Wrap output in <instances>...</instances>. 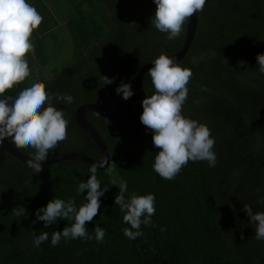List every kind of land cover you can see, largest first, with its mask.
Masks as SVG:
<instances>
[{
    "label": "trees",
    "instance_id": "1",
    "mask_svg": "<svg viewBox=\"0 0 264 264\" xmlns=\"http://www.w3.org/2000/svg\"><path fill=\"white\" fill-rule=\"evenodd\" d=\"M30 2L43 16L31 37L35 51L26 56L30 76L6 95L15 96L35 78L53 95H72V104L53 101L67 113L69 124L67 138L46 161L71 152L100 161L96 143L75 121L77 108L101 105L134 128L140 114L137 73L161 53L180 51L189 21L178 39L168 40L151 25L153 0ZM64 27L69 41L60 43ZM63 45L70 53L60 60ZM262 53L264 0H215L205 5L192 48L180 61L193 72L182 112L211 130L215 167L189 161L174 179H163L152 167L159 149L148 129L127 137L106 118L87 112L112 162L97 171L101 187L108 190L100 198L98 215L86 222L93 239H62L52 247L51 234L73 221L58 218L48 228L43 221L33 223L36 210L54 198L74 199L79 208L87 190L78 195L77 188L90 177V166L62 161L36 174L0 146V264H264V241L255 239L256 225L243 211L244 204H250L253 212H264V203H257L264 198V74L256 60ZM54 61L57 65L44 76ZM103 77L115 78L114 83L105 85ZM121 82L131 83L135 93L128 100L115 91ZM144 87L147 96L155 91L147 74ZM19 149L29 157L35 151ZM113 179L127 181L126 196L135 192L156 197L155 227L142 224L144 235L136 240L123 234L129 225L114 203L119 188ZM20 207L25 211L16 215ZM97 223L106 229L101 243L94 239ZM42 232L49 239L34 248L33 240Z\"/></svg>",
    "mask_w": 264,
    "mask_h": 264
},
{
    "label": "clouds",
    "instance_id": "2",
    "mask_svg": "<svg viewBox=\"0 0 264 264\" xmlns=\"http://www.w3.org/2000/svg\"><path fill=\"white\" fill-rule=\"evenodd\" d=\"M208 2V0H207ZM206 0H153L156 5L151 18V25L161 33L167 34L168 40L178 39L185 30V24L194 13L203 11ZM43 20L42 14L30 0H0V146L8 138L17 149L29 147L34 154L25 163L38 174L42 171V162L49 158L59 142L67 138L69 119L67 113L56 104H72L74 97L70 94L46 91V85L39 78L33 79L21 88L15 96L6 95L30 76L27 54L34 53L35 46L31 42L32 33ZM259 72L264 74V53L256 57ZM147 75L151 78L154 92L141 102L142 114L139 119L152 136L153 146L159 151L155 155L153 170L161 178L174 179L189 161H207L209 167H215L216 153L213 151L215 138L209 127L197 120L183 115L182 109L188 99L187 87L193 72L182 67L180 61L161 53L155 58ZM105 85L114 83V79L103 77ZM117 95L128 100L135 93L131 83H123L115 89ZM56 101V104L53 101ZM199 102V101H197ZM20 150V149H19ZM21 151V150H20ZM100 165L93 163L89 167L90 177L81 182L77 194L84 196V203L76 206L74 199L67 201L54 198L45 207L34 213L36 220L43 221L48 228L57 223L58 218L73 221L62 231L51 234V246L56 247L61 240L93 239L86 228V222H93L101 208V197L107 188L101 187L97 178ZM118 184L119 193L114 203L124 212L123 222L129 227L123 234L129 240H136L144 233L141 225L153 226L152 217L156 213V197L154 194L138 195L135 192L126 196L128 184L126 180H112ZM264 203V198L257 201ZM25 209L20 207L16 215ZM243 211L256 225L255 239L264 241V212H253L250 204H244ZM166 231V228H161ZM97 243H101L106 229L98 223L94 231ZM49 239L47 232H42L33 240V247L39 246Z\"/></svg>",
    "mask_w": 264,
    "mask_h": 264
},
{
    "label": "water",
    "instance_id": "3",
    "mask_svg": "<svg viewBox=\"0 0 264 264\" xmlns=\"http://www.w3.org/2000/svg\"><path fill=\"white\" fill-rule=\"evenodd\" d=\"M211 1H215V0H208V2H211ZM201 13L202 12L194 13V15L190 18L188 25H187L183 48L177 53L171 54L168 56L175 57L178 61H182L188 55L195 41L196 35H197ZM152 61L144 65L140 69V71L137 73L136 78H135V88H136L138 98H139V103H140L139 117L143 111L141 102L147 96L145 87H144V79H145L146 74L148 73V70L153 66L151 64ZM87 112H93V113L99 114L102 117L106 118L108 121H110L115 126V128L118 131H120L123 135L127 137L139 136L143 134L144 132H146L147 130L146 126L141 124L140 119H138L136 126L134 128H131L112 110L106 107H103L101 105H98V104H93V103L83 104L79 106L75 112V121L94 140V142L96 143L98 149L100 150L102 154V159L98 161L85 154L78 153V152H71V153L60 155L50 161L42 162V168L51 166L58 162L69 161V160L81 161L89 166L95 163V164L100 165V167H98V169L100 170H106L111 166L112 162H111V156H110L108 146L104 138L98 131V129L88 120L87 115H86ZM1 147L5 151H7L10 155L15 157L19 161H22L23 163H26L27 160L30 158L28 155H26L25 153L17 149L14 145H12L8 140H5Z\"/></svg>",
    "mask_w": 264,
    "mask_h": 264
},
{
    "label": "rangeland",
    "instance_id": "4",
    "mask_svg": "<svg viewBox=\"0 0 264 264\" xmlns=\"http://www.w3.org/2000/svg\"><path fill=\"white\" fill-rule=\"evenodd\" d=\"M56 18H55V20L57 21V23H60V19H59V17L56 15L55 16ZM58 26V25H57ZM66 26V25H65ZM68 42L69 41V34L67 33V30H66V27H64V30H63V32H62V36L60 37V39H59V42L60 43H62V42ZM63 48L61 49V51H60V54H59V59L60 60H64V59H67V55L70 53V51H69V49H66L65 48V45H63L62 46ZM56 59V58H55ZM54 65H57V61H54L53 63H51L49 66H48V69H46V72H45V74H44V76H46V77H48L49 75H50V73H51V70H50V68H54L55 66ZM59 66V65H58ZM128 65H126V67H127ZM86 72H87V70H86ZM84 85V87L86 86V84H83ZM115 112H118L116 109H115Z\"/></svg>",
    "mask_w": 264,
    "mask_h": 264
}]
</instances>
